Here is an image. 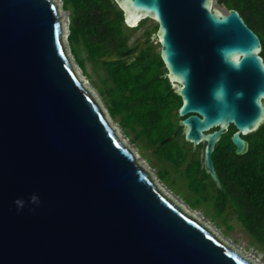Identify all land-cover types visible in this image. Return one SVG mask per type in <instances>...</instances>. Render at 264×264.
<instances>
[{"label": "water", "instance_id": "water-1", "mask_svg": "<svg viewBox=\"0 0 264 264\" xmlns=\"http://www.w3.org/2000/svg\"><path fill=\"white\" fill-rule=\"evenodd\" d=\"M113 1L127 27L157 24L184 138L201 144L218 184L221 135L233 125L241 155L264 122L259 36L213 0ZM66 40L53 0H0V264H255L139 165L82 87ZM145 43L101 60L130 64Z\"/></svg>", "mask_w": 264, "mask_h": 264}, {"label": "trees", "instance_id": "trees-1", "mask_svg": "<svg viewBox=\"0 0 264 264\" xmlns=\"http://www.w3.org/2000/svg\"><path fill=\"white\" fill-rule=\"evenodd\" d=\"M215 1L227 10L240 13L248 27L259 36L264 59V0ZM62 2L63 9L71 11L68 42L77 65L86 72V63H90L105 73L104 89L99 93L103 96L110 118L117 119L122 130L130 134L134 142L141 141L142 147L151 149L154 155L179 165L177 155H161L166 145L177 143V138L157 147L161 140L181 129V125L172 118L178 116L182 105L179 96L167 86L168 79L163 76L167 72L160 52H154L151 45L144 48L130 64V59L101 60L130 47L131 36L125 32L127 26L123 11L113 0ZM145 25L143 21L138 27ZM155 30H158L157 25ZM146 34H151V31L147 30ZM234 130L231 125L226 136L218 140L213 152L223 189L214 199L215 210L219 215L225 210L231 211L246 233L264 248V122L244 136L248 149L241 155L235 153L231 141ZM195 175H190L192 181H195ZM159 178L174 185L163 169ZM198 205L197 200L191 203L193 209H197ZM213 220H216V215Z\"/></svg>", "mask_w": 264, "mask_h": 264}, {"label": "rangeland", "instance_id": "rangeland-1", "mask_svg": "<svg viewBox=\"0 0 264 264\" xmlns=\"http://www.w3.org/2000/svg\"><path fill=\"white\" fill-rule=\"evenodd\" d=\"M56 4L60 6V11H62L61 17L63 23L66 28V49L69 54V58L71 64L77 73L78 79L81 80L80 82L85 85V89H87L91 95L94 97L95 101L101 106L100 108L106 115L108 122L110 123L111 127L114 129L116 135L120 136L119 138L124 144L134 152L138 156V163L141 167L145 168L148 173L152 175L155 180V183H158L159 188L165 192L166 194L170 195L178 204H180L183 208L189 210L190 213L193 214L201 223L206 225L209 229H211L221 240H223L228 246H231L232 249L238 250L242 256L247 258L248 260L252 261L255 264H264V248L261 247L256 243V241L246 233V231L242 228V225L236 221L235 217L231 215V211L225 210L220 215L215 210L214 199H216L217 194L213 193V191L207 185H200L198 183H193V187L197 188V193L199 194L195 199L202 203V196L204 198V203L208 205L207 208L199 207L196 210H190L185 206L186 202L194 203L191 201L190 195L186 192V189L182 187L181 184H174L171 186L169 183L162 181L159 178L160 170L165 171L166 177L171 181L176 178L175 172L171 168L175 167L172 162L167 161H159L156 156L152 153L151 149H145L142 147V143L139 140L135 142L131 139V135L126 134L119 123H117V119H112L108 115L107 107L105 105V101L103 96L100 95L99 90L104 89V81L106 79L104 71L100 67H93L90 63H86V72H84L76 63L74 56L71 54L70 45L68 42V35H69V18L71 11L63 9V2L62 0H53ZM212 7L217 8L220 11L227 12V9L224 6L218 5L215 0L212 2ZM146 25L142 28H129L126 27L125 32L131 36L130 45L135 44L139 39H146V43L143 47L147 48L149 46H153L154 52H160L161 44L159 39L156 35V23L148 19L145 21ZM150 30L151 34L147 35L146 31ZM85 55V52H83ZM90 77V79H89ZM172 89L178 91V87L176 85H172ZM179 117H174V120H178ZM175 122V121H174ZM179 143L173 145H166L168 147H174ZM182 144H187L189 147L188 142L184 141ZM193 146V145H192ZM196 147V146H193ZM165 148V149H166ZM167 162V163H166ZM169 163V165H168ZM167 170V171H166ZM171 177V179H170ZM203 178H206L204 175ZM174 183V181H171ZM180 183V182H179ZM206 200V201H205ZM210 206V207H209ZM215 213V214H214ZM216 215V220H213ZM219 216V217H217ZM221 223V224H220ZM225 226L231 227V229H227ZM257 262V263H256Z\"/></svg>", "mask_w": 264, "mask_h": 264}, {"label": "flooded vegetation", "instance_id": "flooded-vegetation-1", "mask_svg": "<svg viewBox=\"0 0 264 264\" xmlns=\"http://www.w3.org/2000/svg\"><path fill=\"white\" fill-rule=\"evenodd\" d=\"M166 72H167V70H166ZM163 76L167 77V73H164ZM172 85H175V84L173 82L169 81V79H168L167 86H169L172 89ZM173 91L176 95H178V91H176V90H173ZM175 117H179V116H175ZM180 119H181L180 117L178 118V120H174V117L172 118V120H174L176 123L178 122V124H179ZM175 127H177L176 124H175ZM177 129H178V127H177ZM229 129H230V127H229ZM229 129H228V131H229ZM228 131L225 134L221 135L220 139L223 138L224 136H226ZM177 133L172 135V136H173V139L177 138V143H179V144L177 146H174V147H168L166 149H162V151H161V155H165L168 153H172V154L177 155V160L179 161V165H174V162L170 161L175 166V167L171 168V171L173 170L175 172V175H176V178H174L171 181H174L173 184H176V185L181 184L182 187L186 189V192L190 195L189 197L191 198V201L193 200L192 202H194L195 200H198L195 198L199 195L197 193V188L193 187V184H195V183H198L202 186L207 185L213 191V193L217 194V196H218V194H220L221 191H223V189H221V177L219 176V171H218L219 169L216 166V162H215L214 158H213V165H214V169L217 173L218 184L214 183V181L211 179V177L205 171V168L201 165V144L197 145L196 147H193L194 145L190 142H188L189 145H191L190 147L187 144H182L183 140L186 141L184 138V130H183L182 126H181V129L180 128L178 129ZM168 136H170V135H168ZM217 142H216V144H217ZM167 143H165V144H167ZM165 144H163V145H165ZM163 145H161V146H163ZM161 146L157 145V147H161ZM215 148H216V146H215ZM215 148H214V150H215ZM154 156H156L158 158V160L161 162L162 161L169 162L165 158H159L157 155H154ZM212 157H213V155H212ZM168 165H169V163H168ZM193 174H196L195 175L196 176L195 177V183H192L194 181H192V178L190 176ZM204 175L206 176V178H203ZM170 179H171V177H170ZM202 201L203 202L200 203L197 208L202 207L205 209L208 207V205L206 203H204L203 196H202ZM185 206L192 211L196 210V209H193L191 204L188 202H186Z\"/></svg>", "mask_w": 264, "mask_h": 264}, {"label": "bare ground", "instance_id": "bare-ground-1", "mask_svg": "<svg viewBox=\"0 0 264 264\" xmlns=\"http://www.w3.org/2000/svg\"><path fill=\"white\" fill-rule=\"evenodd\" d=\"M62 11H60V13H61ZM138 24V23H137ZM137 26V25H136ZM133 27H135V26H133ZM66 42V41H65ZM79 81H81V80H79ZM84 88H85V85L83 86ZM102 110V109H101ZM103 112V111H102ZM104 113V112H103ZM107 119V118H106ZM108 121V120H107ZM109 123V122H108ZM110 124V123H109ZM117 136H118V134H117ZM120 136H118V138H119ZM120 139V138H119ZM121 140V139H120ZM123 144H124V142L123 141H121ZM125 145V144H124ZM135 155V158H138V156L136 155V154H134ZM136 160H138V159H136ZM150 173V172H149ZM158 184V183H157ZM159 186V185H158ZM163 192V191H162ZM165 193V192H164ZM166 194V193H165ZM170 196V195H169ZM185 209V211L186 212H188V213H190L186 208H184ZM190 214H192V213H190ZM193 215V214H192ZM195 216V215H194ZM196 218V217H195ZM257 263V262H256ZM258 264V263H257Z\"/></svg>", "mask_w": 264, "mask_h": 264}, {"label": "clouds", "instance_id": "clouds-1", "mask_svg": "<svg viewBox=\"0 0 264 264\" xmlns=\"http://www.w3.org/2000/svg\"><path fill=\"white\" fill-rule=\"evenodd\" d=\"M101 107V106H100Z\"/></svg>", "mask_w": 264, "mask_h": 264}]
</instances>
